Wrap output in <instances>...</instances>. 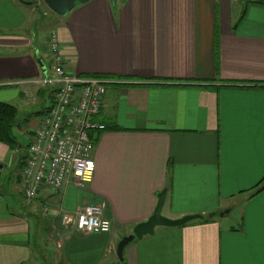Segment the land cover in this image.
I'll return each mask as SVG.
<instances>
[{"label": "crops", "instance_id": "1", "mask_svg": "<svg viewBox=\"0 0 264 264\" xmlns=\"http://www.w3.org/2000/svg\"><path fill=\"white\" fill-rule=\"evenodd\" d=\"M32 1L0 0V104L18 115L16 102L42 104L14 127L29 144L52 102L50 90L17 83L51 67L48 45L38 48ZM51 15L67 72L130 86L111 81L101 100L96 121L116 129L100 134L84 189L44 190L14 211L26 155L0 143V264H28L46 201L68 213L97 205L112 226L85 235L64 232L56 217L41 221L47 234L59 228L60 264H264V5L90 0L64 18ZM163 190L162 216L202 219L155 228L119 262L117 243L153 214Z\"/></svg>", "mask_w": 264, "mask_h": 264}, {"label": "built area", "instance_id": "2", "mask_svg": "<svg viewBox=\"0 0 264 264\" xmlns=\"http://www.w3.org/2000/svg\"><path fill=\"white\" fill-rule=\"evenodd\" d=\"M36 4L44 5V2L37 0ZM48 40L49 73L17 82L52 92L51 105L39 118L20 173L23 195L28 202L39 198L44 190L60 192L68 184L84 189L95 170V145L89 134L105 130L96 118L110 82L67 72L54 32L49 33ZM41 214L58 218L64 232L85 235L111 232V223L101 218V208L97 205L80 206L68 213L46 201Z\"/></svg>", "mask_w": 264, "mask_h": 264}, {"label": "rangeland", "instance_id": "3", "mask_svg": "<svg viewBox=\"0 0 264 264\" xmlns=\"http://www.w3.org/2000/svg\"><path fill=\"white\" fill-rule=\"evenodd\" d=\"M239 1V0H238ZM241 2V1H240ZM50 13L47 14V16H44L42 12L41 15H38V21H37V27H36V33L38 36V48H47L49 38V29L52 27V12L49 10ZM47 44V45H46ZM20 105L21 108H19V115L18 118H25L28 114L31 115V117L35 116V112H38L42 108V104L38 102L28 103L26 106H21L20 102H16L15 104ZM14 104V105H15ZM49 104V103H48ZM15 137L17 139L18 144L20 145V154L26 155L27 153V147L29 145V138L26 134L21 133L17 130V127L14 129ZM23 158V156H22ZM14 201L15 205H13V210L18 211V207H25L26 206V199L22 198L20 194H14ZM28 202V201H27ZM32 201L31 203H33ZM16 206V208H15ZM22 214L24 211L21 212ZM36 217L39 218V233L38 239L33 237L32 240V252H31V259L28 262V264H60V254L57 248L58 243H60V239L57 236L58 227L57 225L53 224L51 225L49 229V233L45 232L42 227L43 224L41 221H44L47 217L42 216L41 212H37ZM60 227V226H59ZM38 232V231H37Z\"/></svg>", "mask_w": 264, "mask_h": 264}, {"label": "water", "instance_id": "4", "mask_svg": "<svg viewBox=\"0 0 264 264\" xmlns=\"http://www.w3.org/2000/svg\"><path fill=\"white\" fill-rule=\"evenodd\" d=\"M90 0H43L44 5L48 10L58 17H66L76 6L87 3ZM111 6H115L117 0H108ZM243 2L244 0H239ZM256 2H264V0H250ZM1 168V166H0ZM165 200V191L163 190L157 196V204L153 214L144 222L137 224L130 235L123 237L116 246L115 254L119 262L123 261L124 249L135 240H141L145 236H151L154 234L155 228H176L182 227L192 221L201 220L202 216L194 214L184 216L180 219L170 220L162 216L161 211ZM228 211L219 213L222 217L227 214ZM215 214H209L208 218L211 219Z\"/></svg>", "mask_w": 264, "mask_h": 264}, {"label": "trees", "instance_id": "5", "mask_svg": "<svg viewBox=\"0 0 264 264\" xmlns=\"http://www.w3.org/2000/svg\"><path fill=\"white\" fill-rule=\"evenodd\" d=\"M243 2L245 3H257V4H262L264 5V2H256V1H250V0H244ZM31 6H34L35 9L40 13L42 12L39 7L37 6L35 1H32L30 3ZM41 15V13H40ZM241 16L238 18V20L234 23L233 28L235 29L237 24L241 20ZM97 77L100 79H104L112 83L111 81H116L117 85L120 86H130V85H125V84H118L120 78H114V77H105V76H93ZM18 122V110L10 105V104H0V143L6 145L9 150L12 152H17L19 151V144L17 142V139L13 133L14 127L16 126V123ZM116 129L114 126L106 127L105 130H113ZM103 131V132H104ZM102 132H91L89 134L90 138L92 139L94 145H96L98 138Z\"/></svg>", "mask_w": 264, "mask_h": 264}]
</instances>
